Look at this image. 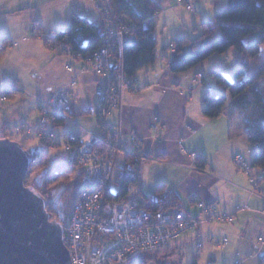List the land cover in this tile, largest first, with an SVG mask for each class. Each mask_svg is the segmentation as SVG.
Returning a JSON list of instances; mask_svg holds the SVG:
<instances>
[{
	"label": "crops",
	"instance_id": "1",
	"mask_svg": "<svg viewBox=\"0 0 264 264\" xmlns=\"http://www.w3.org/2000/svg\"><path fill=\"white\" fill-rule=\"evenodd\" d=\"M73 2L67 4L71 5L70 14L78 12L86 15L81 13V9L84 7L82 10H87L92 6H89L87 1H82L80 7L74 8L76 4L73 5ZM32 6L31 0H0V21H4L16 34H19L22 26H26L29 21H36L40 26L53 31L63 30L69 23L68 21L60 28L56 21H52L50 25L41 22L40 17L33 18L29 15ZM26 13L28 16L23 17ZM3 37L9 40L11 48L19 46L17 36L0 34V39ZM132 42L129 35L122 39L124 44ZM42 44L40 52L49 59L44 66L32 70L31 74L28 73L30 86H27V80L24 83L18 77L7 74V79L14 78L12 81L15 80L26 90L32 91L37 98L28 104L30 106L26 105V111L11 121L27 120L30 126H34L39 118V99L47 98L63 88L71 78H75L76 84L72 88L75 111L73 118L80 119L88 131L98 134L94 113L95 90L101 83V78L89 69L83 59L71 62L73 69L68 70L65 65L70 62L71 57L47 48L45 42ZM173 53L170 57L163 53L159 56L157 53L153 65L138 70L133 77L136 82L132 89L127 88L121 92L120 105L109 116V121L119 126V143L125 148H131L130 137L134 134L139 139L138 151L146 156L142 160L134 159L132 171L136 180H133L128 196H135L140 200L142 196H153L160 186H165L173 189L180 197L182 207L192 212L196 211V207L188 202L192 194L206 203H216L220 209L230 210L237 205L246 204L247 208L235 213L232 223H202L192 231L194 234L189 235L190 238L200 239L206 236L205 234H213L217 238L229 237L232 248L227 252L234 254L236 251L239 255L242 254L241 263L255 256L259 259L264 252V242L258 241V237L264 239V199L258 196L249 197L247 190L250 184L247 176L238 171L232 163L233 157L240 153L251 162L255 147H251L242 128H236L234 122L225 114L214 118L202 114L207 87L210 86L205 78L203 83H200L205 87L198 88L195 85L200 84H193V78L199 72L197 65L186 71L173 69L183 56ZM83 67L87 69L83 70ZM2 74L4 75L0 71V75ZM35 110L38 112L37 118L34 116ZM85 110L88 112H84ZM69 123L78 128L69 119H64L62 123L54 126L55 146L61 145L68 134H80L82 139L87 138L85 134L82 135L80 128L78 131ZM182 147L197 152L198 159L192 158ZM116 161L117 164L123 165L126 156L118 154ZM199 164H202V167ZM263 182L258 188L264 195ZM176 243L172 244L177 246L183 255L181 245ZM209 252L213 254V251ZM221 254L222 252L219 256ZM214 262L216 258L210 257L207 264Z\"/></svg>",
	"mask_w": 264,
	"mask_h": 264
},
{
	"label": "built area",
	"instance_id": "2",
	"mask_svg": "<svg viewBox=\"0 0 264 264\" xmlns=\"http://www.w3.org/2000/svg\"><path fill=\"white\" fill-rule=\"evenodd\" d=\"M94 1L104 18L105 38L103 45L89 55L83 57L74 53L67 38L57 40L55 31L44 37L34 24L33 34H42L45 39L58 44L60 50L87 61L92 71L101 78V83L95 90L94 110L99 134L85 130L71 116L73 101L67 85L40 103L39 121L37 125L27 127V132H34L42 140L56 145L54 119L62 117L73 121L87 136L82 139L80 134H68L61 143L67 153V165L78 171L77 175L80 176V186L69 209L63 232V241L69 250L71 264H129L140 253L165 249L180 235L202 223H232L235 213L240 207L246 208V204L237 205L230 210L220 209L216 203H206L192 194L188 202L196 207L195 212L182 206L153 212L141 207L135 196L116 200L105 199L117 164V155L123 154L135 160L145 159L146 156L138 151L139 139L134 134L130 137L131 148L123 147L118 140L119 126L109 121L110 114L120 105L121 92L127 88L132 89L136 80L127 79L122 68L113 67L112 64L116 40L122 38L127 32V27L115 24L109 0ZM178 2L185 4L187 9L194 8L193 0ZM170 48L173 51L172 44ZM66 68L72 69L70 64H66ZM203 80L204 75L198 72L193 78V84L203 83ZM0 86L1 100L6 98L4 90H18L17 86L4 84L2 81ZM207 92H212V88L207 87ZM182 150L192 158L199 156L197 152L185 147H182ZM232 161L237 170L247 175L250 184L247 190L249 197H263L258 186L264 181V166H252L242 154H236ZM127 175L136 180L132 169L127 171ZM258 241L263 243L264 239L258 237ZM206 243L224 247L228 239L224 237L218 240L212 235H206L197 242V250Z\"/></svg>",
	"mask_w": 264,
	"mask_h": 264
},
{
	"label": "trees",
	"instance_id": "3",
	"mask_svg": "<svg viewBox=\"0 0 264 264\" xmlns=\"http://www.w3.org/2000/svg\"><path fill=\"white\" fill-rule=\"evenodd\" d=\"M109 5L113 12V21L117 25L127 27L125 35H129L133 41L122 43L125 35L116 40L112 57L113 67L120 66L125 77L130 79L138 70L151 66L156 61L157 36L153 21L160 12L161 5L159 0H109ZM96 14L94 18H90L73 12L63 30H54L57 40L67 38L74 53L83 57L89 55L103 45L105 38L104 18L102 14ZM200 27L201 37L214 38L202 47H198L195 40L190 42L187 37L174 40L178 50L190 43L192 52L182 56L173 69L189 70L212 55L223 53L232 47L236 48L243 58L260 62L251 71L243 67L236 68L233 80L226 78L222 71H210L208 74L222 87L224 93L216 94L214 90L207 92L202 114L214 118L224 114L229 106L225 115L232 121L235 118L240 121L248 142L255 147L251 165L264 166V91L258 86L259 82L264 80V56L261 55V45L264 43V0H228L227 5L214 14L213 20L202 21ZM258 28L262 32L261 39L246 45L244 39ZM9 46L10 42L6 37L0 39V58ZM9 85L17 86L15 80ZM4 91L7 94L18 90L8 88ZM7 98L6 95L5 99ZM70 114L75 117L73 104ZM54 120V125H58L64 118L57 117ZM28 152L31 156L29 172L31 168H40L45 159L42 157L44 153L38 150ZM33 152L36 153L33 155ZM134 164V159L129 156H126L123 165L116 164L112 181L105 194L106 200H116L129 195L133 180L127 175V171L133 169ZM199 165L202 167V164ZM71 171L74 170L68 166L66 170L53 172L47 181L53 182ZM77 176L80 180V176ZM38 193L42 194L39 191ZM48 204L47 202L46 206ZM139 205L153 212L182 206L178 194L165 186H160L153 196H142ZM50 219L59 221L53 215ZM61 223L63 227L66 226V223ZM174 254L179 256L178 259L173 258ZM151 261L156 264H182V255L178 247L168 246L163 250L140 253L129 264H148ZM258 264H264V252L260 255Z\"/></svg>",
	"mask_w": 264,
	"mask_h": 264
},
{
	"label": "rangeland",
	"instance_id": "4",
	"mask_svg": "<svg viewBox=\"0 0 264 264\" xmlns=\"http://www.w3.org/2000/svg\"><path fill=\"white\" fill-rule=\"evenodd\" d=\"M72 1H74L73 5L76 4L74 8L80 7L82 5L80 4V2L82 1H87L89 6L92 5L87 10H82L84 7L81 9V13H85L90 18H94V15H97L96 13L100 14V11L95 6L94 0H31L33 6L30 10L29 15L33 18L40 17L41 22H45L49 25L53 23L52 21H56V25L62 28L69 21V9H71V5L69 4L68 6L67 4L68 2ZM227 2L228 0H193L194 8L190 10L185 7V4H183L182 2H178V0H161V10L153 21L155 33L157 36L158 55L160 56L163 53L170 57L173 52L175 54L180 53L183 56L190 54L192 52L190 43L183 46L180 50H178L177 45L173 43L174 40L181 37H187L190 42L195 40L198 47H202L206 43L211 41L214 37L200 36V23L206 20H213L214 14L219 10L223 9L227 5ZM27 16L28 13H26V15H23V17ZM0 19L2 18L0 17ZM25 22L27 23L28 21ZM34 24H36L38 31L41 32L44 37L53 31L51 29L46 28L45 26H40L41 24H38L36 21H29L26 26H22V31L19 34H16L10 28V26L4 24V21H0V34L9 33L14 37L17 36V39H19V46H16L13 49L10 45L9 47L11 48V50L8 47L0 58V71L4 73V75H0V81H2L4 84H9L10 82H12L14 78L7 79V74H11L13 76L18 77L24 83L25 80H27V86L31 85V81L28 78V73L31 74L32 70H37L38 67L44 66L47 60L49 59L47 55H44L40 52V47L41 45H43V42H45L47 48L62 54L69 55L71 57V60L67 64H70L71 67L74 60L81 59L80 57H75L72 54L65 53L64 51L60 50L58 44H56L52 40L49 41L48 39H45L44 37H42V34L41 36H39L38 34H33ZM261 36L262 32L260 28H258L251 35L247 36L244 39V43L248 45L252 42L258 41L261 39ZM26 37L29 39L25 40ZM171 44L173 45L172 53L170 50ZM261 55L264 56V43L261 45ZM85 62L89 66V69L92 70L87 61ZM258 62L259 61H255L250 58H243V56L237 51V49L232 47L223 53H217L212 55L211 57L197 64V66L199 72L204 75V78L206 79L208 85L213 88L216 94H219L224 93V90L222 89V87L217 85L216 81L208 74L210 71H222L226 78H228L229 80H233V74L236 68L243 67L244 69L251 71L252 69H255L258 66ZM82 69L85 70L87 68L83 67ZM72 81H74L75 83H71ZM16 84L18 91L7 92L6 95L8 98L5 100L0 99V138H9L11 140L17 141L27 151L32 152L35 149L36 151L38 150L41 153H44L42 157H44L45 162L42 164V166H40V168H31L30 171L27 172L28 174H26L24 184L35 192H41V195H43L46 203H49L46 206L48 208H46L47 212L53 215L55 219L59 220V222L66 223L69 209L75 200L76 194L80 186V180L77 176L78 171H71L69 174L54 179L53 182L47 181V179L51 176L53 172L63 171L67 169V153L63 148L62 144L55 146L52 145L49 141L42 140L34 132L28 133L27 127H29L30 124H28L27 120H19L13 122L11 121L12 119H15L17 115H20L24 110L26 111V105L30 106L28 104L33 103L35 99H37L32 91L26 90L25 87L21 84L19 85L17 81ZM75 84V78H71L70 81L66 84L67 90L71 94H73L72 88ZM195 86L198 88L205 87L203 84ZM258 86L264 90V80L259 82ZM61 89L55 91L52 94H56ZM2 90H4V87L2 88ZM44 99L45 98L39 99V102L41 103ZM228 105H230V99ZM228 108L229 106L227 107V109H225L224 114L228 111ZM40 115L41 111L39 109V118ZM34 116L36 118L38 117L37 110H35ZM76 122L78 124L80 123L81 125L84 124L80 119H76ZM233 122V125L237 126L236 128H242L240 121L237 118H235ZM37 123L35 125H37ZM69 124L73 128L75 127L78 130L79 126L77 128L72 123ZM81 127L87 130L84 125ZM81 133L82 135H84L82 130ZM251 147L253 146L251 145ZM35 153L36 152H33V155ZM197 159L198 157L195 160ZM262 196L263 197H258L264 199V195ZM240 209H242V207H240ZM213 223L217 224V222ZM193 230H195V228L180 235V237L175 240V243L177 242L176 244L181 245V250L183 252L182 264H191L193 261H195L196 264H207L210 257L216 258V262H214V264H231L232 260V264H236L238 262L241 263L240 260L242 259V254L239 255V253H236V251L234 254L231 252H227L229 249L232 248L231 240L229 237H226L228 239V243L224 247L206 243L198 251L196 244L202 239H200V237L190 238L189 234H194V232H192ZM205 235H212L215 239L218 240L224 238H217L213 234ZM170 247L176 248L177 246H174L172 244L170 245ZM209 251H213V254L216 256L211 254ZM220 252H222L221 256H219ZM178 257L179 256H177L176 254H174L173 256V258L175 259H178ZM257 263L258 257L255 256L254 258H251L241 264ZM148 264L156 263L154 261H151Z\"/></svg>",
	"mask_w": 264,
	"mask_h": 264
},
{
	"label": "water",
	"instance_id": "5",
	"mask_svg": "<svg viewBox=\"0 0 264 264\" xmlns=\"http://www.w3.org/2000/svg\"><path fill=\"white\" fill-rule=\"evenodd\" d=\"M30 162L19 142L0 138V264H71L62 223L24 184Z\"/></svg>",
	"mask_w": 264,
	"mask_h": 264
}]
</instances>
